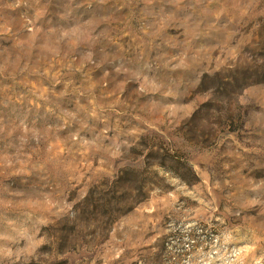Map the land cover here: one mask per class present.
Wrapping results in <instances>:
<instances>
[{
  "label": "rangeland",
  "instance_id": "374dc122",
  "mask_svg": "<svg viewBox=\"0 0 264 264\" xmlns=\"http://www.w3.org/2000/svg\"><path fill=\"white\" fill-rule=\"evenodd\" d=\"M0 264H264V0H0Z\"/></svg>",
  "mask_w": 264,
  "mask_h": 264
}]
</instances>
